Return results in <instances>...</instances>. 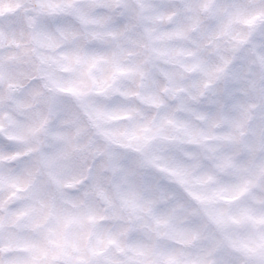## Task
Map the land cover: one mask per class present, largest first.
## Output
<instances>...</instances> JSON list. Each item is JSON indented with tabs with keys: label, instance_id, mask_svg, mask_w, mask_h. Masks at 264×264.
Masks as SVG:
<instances>
[{
	"label": "clouds",
	"instance_id": "1",
	"mask_svg": "<svg viewBox=\"0 0 264 264\" xmlns=\"http://www.w3.org/2000/svg\"><path fill=\"white\" fill-rule=\"evenodd\" d=\"M20 4L0 22V201L93 219L30 238L6 225L0 255H51L55 228L91 264H264V0H148L96 80L71 57L113 49L96 40L104 0L0 12Z\"/></svg>",
	"mask_w": 264,
	"mask_h": 264
},
{
	"label": "snow or ice",
	"instance_id": "2",
	"mask_svg": "<svg viewBox=\"0 0 264 264\" xmlns=\"http://www.w3.org/2000/svg\"><path fill=\"white\" fill-rule=\"evenodd\" d=\"M190 3V0H186ZM148 4V0H104V5L109 8V15L102 18V22L105 26L104 30L97 33L96 40L101 45L110 43L114 47L110 52H105L102 48L92 49L91 51H84L71 57V60L76 64H84L88 66L89 75H92V70L97 66H103L106 64L118 65L120 55L123 52V41L126 33L132 28L131 21L134 19L135 14L138 11H143ZM23 4H20L15 9H9L7 13L0 12V22H2L5 15L9 17H15L19 13ZM111 13H116L112 15ZM156 19H162L157 17ZM177 36L181 35L179 32ZM124 69L117 67L112 73L111 79L114 81L118 78V74L123 72ZM93 80L96 77L92 75ZM2 86V82H0ZM110 86L105 78H101L99 81V87L97 91L103 92L105 88ZM64 91H73V89H64ZM18 110H22L23 106L18 105ZM3 119L2 113H0V120ZM9 124H12L11 116L8 117ZM3 135V129L0 128V136ZM223 168L229 167V162L224 161L221 165ZM235 180L228 181L225 187L230 186ZM85 219L92 220V216H85L84 210L80 208L76 202H71L68 207L60 208L54 204H43L40 208L33 209L29 207L27 202L21 204L17 208L7 206L0 201V230H3L6 225L15 224L17 232L14 235L17 238H30L35 237L44 224L54 223L55 225H69L75 228L77 225L82 224ZM157 223H160L157 221ZM150 227V225H144ZM189 225L184 224L181 221H177L175 228L178 231H183L188 228ZM48 244L58 251L49 255V249L41 248L38 244H29L27 246L28 251L32 252V264H57L60 261L61 264H91V261L83 254L77 255L79 251L75 244L67 245L61 242V238L56 232L55 228H49L48 230ZM15 258L9 257L7 261L5 257L0 255V264H12Z\"/></svg>",
	"mask_w": 264,
	"mask_h": 264
}]
</instances>
